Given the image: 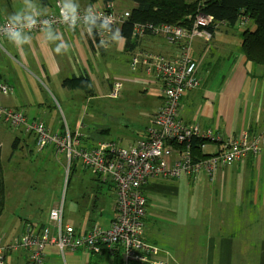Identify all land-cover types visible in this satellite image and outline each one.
I'll return each instance as SVG.
<instances>
[{
    "label": "crops",
    "instance_id": "crops-1",
    "mask_svg": "<svg viewBox=\"0 0 264 264\" xmlns=\"http://www.w3.org/2000/svg\"><path fill=\"white\" fill-rule=\"evenodd\" d=\"M56 1L35 0V3L47 8L48 13H55ZM77 2L81 9L89 5L95 9L104 8L100 1L93 5L87 0H77ZM125 3L127 2L123 0L121 2L115 0L112 8L119 12H128L132 6L129 7ZM21 7L22 0H0V21ZM57 30L71 45L68 52L63 55H56L52 51L54 45L44 46L39 39V34L32 35V44L26 45L22 50L16 49L5 39L0 41V82L12 88L9 95L1 97V104L4 107L22 111L27 124L42 122L52 132L60 133L61 126H55L56 106L52 101H55L57 96L61 97L62 102L59 103L67 109L74 105L71 101L77 102L78 111L74 118L82 121L81 118L87 115L84 107L91 104L90 98L96 96L101 90L109 91V87L111 88L112 81L100 73L101 68L106 65V60L115 59V55L120 54L128 67L129 56L125 51L124 43L119 46L113 43L106 49H98L91 43L90 36L83 27H78L75 31L68 28ZM230 31V29H222L208 43L202 40H196L193 43L192 57L197 65L196 75L200 86L182 97L178 109L177 116L183 124H196L201 131L211 130L219 137L218 141L212 143L203 140L207 145L202 156L216 153L224 140L229 137L243 132L259 134L264 130L263 70L261 67L247 63L240 50L234 53L229 51ZM140 48L158 54H171L177 50L160 36L144 37ZM79 79H88L91 94H87L79 86L65 85L66 81ZM136 82H139V79ZM141 84L145 90L154 87L158 101L154 104L148 124L138 139L144 136L143 132L149 126L152 115L161 106V84L148 80ZM60 112L63 115V110L60 109ZM81 125L82 123L78 128L83 126ZM2 126L0 125V129L4 130L5 127ZM16 128L18 130L13 131ZM16 128L4 130L10 132L13 137L12 157L15 156L16 149L21 150L25 160L29 156L38 157L44 152L45 148L40 152L36 151L34 136L26 133L25 127ZM84 142L89 145L96 141L85 137ZM53 152L56 156H64L63 153L57 154L55 149ZM0 162H2L1 159ZM59 162L62 167L61 159ZM2 171L5 207L10 185L7 183V175L3 168ZM11 176L9 172V177ZM15 176L19 177V174ZM94 176L93 174L91 179ZM181 179L185 184H192L200 203H208L212 210L204 213H184L178 222L179 228L168 232L157 233L154 229L146 228L147 240L167 252L172 264H264V147L259 155L249 156L232 166L219 167L210 175L201 171L194 180L188 178L178 180L181 181ZM34 183L35 180L30 179L27 189L24 186L17 188L14 192L23 196L24 199L20 205L24 212L23 216H17L16 222L13 223V230L16 232L13 240L26 229L39 230L46 226L39 222V216L30 209L31 204L27 202L30 199V195L26 196L27 190H30ZM91 186L96 188L97 183L93 182ZM147 186L151 191L146 195L147 212L150 209L148 197H153V201H158L160 205L156 208L158 205L152 203L154 210L164 208L171 209L172 212L176 211L167 201L161 199L163 201L161 202L156 198L157 195L159 197V191L166 187L164 183L155 179ZM94 200L93 198L91 201L86 222L81 220L79 225H67L83 230L91 226L89 221L94 220V223H97L95 219L100 214V203L95 201L96 205L93 208ZM185 220L187 222L184 224ZM176 222L173 219V223L176 224ZM10 245L1 244L7 252H11ZM7 252L5 264H8L7 259H10V264H25L24 253L7 254ZM46 252L47 264H58L57 259H62L64 262L66 258L72 259L71 264H109L107 260L111 258L106 255L89 256L84 251H75L61 256L54 247H49ZM110 260L115 264V258Z\"/></svg>",
    "mask_w": 264,
    "mask_h": 264
},
{
    "label": "built area",
    "instance_id": "built-area-1",
    "mask_svg": "<svg viewBox=\"0 0 264 264\" xmlns=\"http://www.w3.org/2000/svg\"><path fill=\"white\" fill-rule=\"evenodd\" d=\"M96 10L113 18L114 29L129 18V12L114 10L112 5ZM48 16L58 17L59 9L56 7V12L48 13ZM5 22L6 19L1 20L0 25ZM211 22V17L197 14L190 30L169 24L148 27L152 36L163 37L168 45L177 49L176 52L158 54L138 47L128 52V69L138 76L140 84L145 80L161 84L160 108L152 115L144 136L128 147L114 141H96L87 145L82 127L73 132L65 127L59 133L52 132L42 122L27 124L22 111L1 104V97L9 95L12 88L0 82L1 125L25 127V132L34 136L37 152L52 146L63 153L68 162H77L81 169L108 178L113 185L112 218L106 227L94 223L80 230L64 225L63 205H57L48 215L51 229L47 226L39 230L26 229L12 241L10 251L24 253L25 264H47L46 251L49 247H54L61 256L75 251H84L93 257L106 255L115 258L117 264H172L167 252L147 240L144 224L146 186L155 179L194 180L201 171L210 175L219 167L232 166L262 152L264 130L259 134L243 132L229 137L216 153L200 159L191 149V141L199 138L212 143L219 137L214 131L203 132L198 125H185L178 119L182 97L200 86L192 57L193 42L212 39L205 30ZM54 28L67 26L56 23ZM135 32L140 40L144 37L143 27L136 28ZM36 34V31L32 33ZM90 39L96 47L100 37L94 40L90 36ZM2 40L4 38L0 37ZM122 87L121 81H113L110 97L119 98ZM206 145L196 144L200 154L205 152ZM6 252L0 244V264L6 263Z\"/></svg>",
    "mask_w": 264,
    "mask_h": 264
},
{
    "label": "rangeland",
    "instance_id": "rangeland-1",
    "mask_svg": "<svg viewBox=\"0 0 264 264\" xmlns=\"http://www.w3.org/2000/svg\"><path fill=\"white\" fill-rule=\"evenodd\" d=\"M125 5H129L130 7L128 3H125ZM125 5L123 4V7ZM230 30V45L228 47L229 51L234 53L240 50L241 29L235 27ZM100 73L102 76H107L112 82L118 80L123 83L119 98L112 99L110 97V87L109 91L107 89L101 90L96 96L90 98L91 104L88 107H84L87 115L81 118L82 121H79L74 118L75 113L78 111L77 102L71 101L74 105L67 109L59 103L62 100L61 97L57 96L55 101H52L56 106L55 114L57 121L55 126H61V130L66 127L73 132L82 123V133L85 137L91 138L94 141H114L122 147H128L133 141L135 142L141 137L142 131L147 126L149 115L153 110L154 104L158 101L156 98L157 91H155L154 87H149L147 88L148 90H145L142 84L136 82L138 76L130 73L123 56L120 54L115 55V59L108 58L106 65L101 68ZM60 109L63 110V115H61ZM7 128L5 127L4 130ZM4 130L0 129V159L2 161V168L7 175L6 180L10 185V189H8L6 206L0 215L1 244L10 245L16 235L15 230H13V223L16 222L17 216H23L24 210H22L20 204L24 198L20 194H14V192L17 188L24 186L27 189L30 179L35 180V183L32 188L30 187V190H27L26 196L30 195V199L27 202L31 204L30 209L36 213V216H39V222L44 223L51 229L48 212L60 204L63 205L64 225H79L81 220L86 222L89 216L91 201H93L96 193V188L91 186L90 181L93 176L92 171L81 169L77 162L70 163L64 156H56L53 152L55 148L52 146L45 148L44 152L38 157L29 156L25 160L20 149H16V154L12 157L14 150L12 148L13 137L10 135V132ZM16 130L18 129L16 128L13 131ZM56 153L60 154L57 151ZM60 159L62 167L59 165ZM17 166L20 167L16 168ZM9 172L12 174L11 177H9ZM17 174H19V177L15 176ZM158 180L164 183L166 187L162 191H159V197L161 198L158 195L156 198L159 201L161 199L167 201L171 208H175L176 211L172 212L170 211L171 209L166 210L164 208L154 210L152 203L158 205H155L156 208H159L160 205L158 201H153V197H148L150 199L148 201L150 209L144 218V224L147 229H154L157 233L168 232L179 228L178 222L182 219L184 213H204L212 210L208 203H200V199L196 196L197 192L194 190L192 184H185L182 179L181 181ZM148 188L149 186L145 188V196L151 192ZM98 198L100 214L95 220L104 227L108 225L109 220L112 218L113 190L108 188V186H103ZM173 201H175V204H173ZM173 219L177 221L176 224L173 223ZM186 222V220L183 221L184 224ZM11 252H7V254ZM110 259L107 260L109 264H114ZM7 260L8 264H10V259ZM71 260L70 258H66L65 263L62 259H57V262L58 264H71Z\"/></svg>",
    "mask_w": 264,
    "mask_h": 264
},
{
    "label": "trees",
    "instance_id": "trees-1",
    "mask_svg": "<svg viewBox=\"0 0 264 264\" xmlns=\"http://www.w3.org/2000/svg\"><path fill=\"white\" fill-rule=\"evenodd\" d=\"M102 2L104 8H108L115 0H87L89 4ZM132 7L128 11L129 18L118 28L125 37V51L138 47L144 37L152 36L148 27H156L164 24L190 30L194 24L197 14L209 16L211 24L205 28L206 32L214 37L222 29H241L240 52L246 62L256 67H261L264 74V0H196L187 2L185 0H123ZM144 28L143 38L140 40L135 32L136 28ZM102 49V48H98ZM69 87L79 86L87 94L92 90L88 79L78 81H66ZM86 141V140H85ZM206 144L203 139L196 138L191 141V149L195 150L198 158H204L196 144ZM95 175V174H94ZM97 183L93 208L99 201V190L103 186L113 190V185L108 178L95 175L91 180ZM96 201V202H95ZM4 208V183L3 171L0 162V215ZM94 220L89 223L94 224Z\"/></svg>",
    "mask_w": 264,
    "mask_h": 264
},
{
    "label": "clouds",
    "instance_id": "clouds-1",
    "mask_svg": "<svg viewBox=\"0 0 264 264\" xmlns=\"http://www.w3.org/2000/svg\"><path fill=\"white\" fill-rule=\"evenodd\" d=\"M58 17H49L48 9L35 3V0H22V7L10 14L6 22L0 25V37L18 50L33 41L32 33L38 32L39 39L44 46H53L56 55H63L71 45L64 40L54 24L61 23L69 30L75 31L82 26L86 33L95 38L100 37L97 48H108L115 43L117 46L125 42V37L119 28H113L114 20L111 16L98 12L89 5L81 11L77 0H57Z\"/></svg>",
    "mask_w": 264,
    "mask_h": 264
}]
</instances>
